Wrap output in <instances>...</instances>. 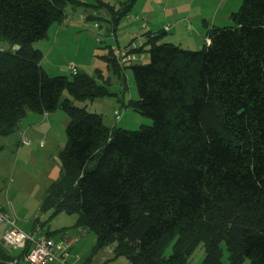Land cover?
I'll list each match as a JSON object with an SVG mask.
<instances>
[{"label":"trees","instance_id":"16d2710c","mask_svg":"<svg viewBox=\"0 0 264 264\" xmlns=\"http://www.w3.org/2000/svg\"><path fill=\"white\" fill-rule=\"evenodd\" d=\"M134 2L0 0V136L27 112L67 114L59 178L40 213L77 214L94 250L113 244L128 264H187L202 244L201 264H223V245L225 264H264V0H241L229 25H205L198 50L161 41L163 30L144 33L130 52L148 61L127 63L138 95L127 105L152 124L127 130L79 105L106 95L95 76H49L34 43L68 7L105 14L115 29ZM44 226L36 219L29 232L53 238ZM9 248L2 239L0 264H28V245Z\"/></svg>","mask_w":264,"mask_h":264},{"label":"rangeland","instance_id":"374dc122","mask_svg":"<svg viewBox=\"0 0 264 264\" xmlns=\"http://www.w3.org/2000/svg\"><path fill=\"white\" fill-rule=\"evenodd\" d=\"M94 4L96 0H80ZM109 6L117 9L121 0H101ZM124 1V0H123ZM167 1L175 0H135L126 16L121 17L115 24V29L108 22L103 14L94 13L93 16H100L101 19L82 18L77 13L81 8H76V14H69V21L66 25L60 27L53 23L48 29L45 38L34 43L36 48L42 53L40 61L43 70L49 76L64 75L71 77V73L66 69L69 63H73L78 72L95 76L99 86H103L106 95L82 102L83 106L89 112L97 113L101 116L104 124L124 128L127 130H137L142 125H151L152 121L134 111L128 106L130 100L137 99V90L133 81V75L128 64L120 74L111 70L107 57L111 56L110 51L114 52L123 49L134 42L133 34L143 32L140 26L146 19L149 22H155L156 29L161 28L159 15L169 10ZM181 4L180 10L194 16L197 20L196 25L191 20L190 28L202 26L205 19H210L215 9H219L217 16L219 26L230 24L228 16L223 15V10L232 6V12H235L241 3V0H178ZM185 5V6H184ZM71 9L68 7V10ZM202 15L201 18L199 16ZM103 16V17H101ZM142 20L138 21L137 17ZM145 17V18H144ZM145 20V21H146ZM64 21V20H63ZM146 21V22H147ZM95 23L99 27H95ZM148 27L150 25L147 22ZM208 25V24H207ZM185 27V26H184ZM205 27V24H204ZM152 29V27H150ZM61 29V34L56 38V31ZM198 29H200L198 27ZM168 30L167 27L164 31ZM115 31V32H114ZM164 34L162 37L163 42ZM52 48V49H51ZM198 50L200 47H193ZM137 56V62L146 63L148 61L147 53H141ZM67 93H62V98ZM123 99V102H122ZM126 105V106H125ZM114 111H118L119 120H114ZM67 114L61 109H56L48 114L47 119L43 120L41 114L28 113L20 122L16 130L8 136H0V204L3 203L7 208L12 205L18 219L17 226L27 230L22 220L34 221L36 219L48 226L49 231L55 232L63 229L69 233V236L81 239L79 244H75L72 264H84L89 258V264H128L123 256H115L113 244L94 250L95 235L93 232L76 233L75 223L77 214L57 213L52 211L40 213L41 200L45 190L59 178L60 162L59 152L66 144V125L68 123ZM41 123L40 125H35ZM25 132V137L29 139V145H22L17 151V142L21 141V133ZM11 207V208H12ZM6 208V209H7ZM10 208V207H9ZM45 226V227H46ZM47 228V229H48ZM3 225L0 224V235ZM222 253V263L227 261L228 253L224 246ZM12 253L19 250L9 248ZM171 252V247L166 248L165 254ZM205 256L204 247L200 244L190 256L187 264H201ZM69 263V261H68ZM243 264H248L245 260Z\"/></svg>","mask_w":264,"mask_h":264},{"label":"crops","instance_id":"0c3cea01","mask_svg":"<svg viewBox=\"0 0 264 264\" xmlns=\"http://www.w3.org/2000/svg\"><path fill=\"white\" fill-rule=\"evenodd\" d=\"M167 2L169 4V10H166L164 14L161 13L159 15V20H160L159 23H161V25H160L161 28L160 29H156L155 28L156 25H157L155 22H149L146 19L145 20L148 22L150 27H152V29L150 27H148L147 22L145 20H144V23L141 24L140 28H141V30H143V32L140 33V35L142 36V42L144 41V39H143V34L144 33H147V32L155 33V32H158L159 30H163V32H164L163 35L164 34L166 35L164 37V40H166V41H164V42H169V43L175 44V45H177V46H179L181 48L192 50V49H195L193 47H201L203 45V43H204V36H203L204 35V24L205 25L208 24L209 26H212V25L219 26L218 20H217V16L219 14V9H215L216 12H214V14L212 16H210L209 20L205 19L203 24H202V26H196L194 28H190L189 23L191 22V20L194 21V19H196V18L194 16L190 15L189 13L186 14L184 12V10L183 11L180 10V8L182 6L181 4H183V3H179L178 0L167 1ZM78 8H81V7H78ZM231 9H232V6H230V8L227 9V10H223V15L229 17V15L233 11ZM74 10L76 11V8H74V7H72V9L67 10V14L65 16L64 21L61 24H58V26L62 27L64 25H66L67 22L69 21V14H71L73 12L76 14V12ZM77 12H79L77 14H79L81 16V19L85 18L87 15H89V12H87L83 8H82V10H78ZM216 13H217V16H216ZM201 17H202V15L199 16V18H201ZM137 19H138V21L142 20V18L139 17V16L137 17ZM197 21H199V20L196 19L194 26L196 25ZM165 27H167L168 30L164 31ZM198 27L200 29H198ZM219 27H221V26H219ZM60 34H61V29L56 31L55 40L58 39ZM135 34H137V33H135ZM133 38H134V34H133ZM161 41H163V40L161 39ZM34 48H36V45H34ZM42 56H43V53H42ZM40 65H41V63H40ZM68 65L66 66V69L69 71ZM122 102H123V99H122ZM115 112L116 111H114V113ZM28 113H30V112H27V114ZM48 114L49 113L41 114L42 117H43V120L47 119ZM37 124L40 125L41 123H36L35 125H37ZM104 125H106L107 127L116 126L115 123H113V126H110V125H107V124H104ZM28 130L29 129H26V131H22V133H21L22 134L21 135V141L19 143L17 142V144H16L17 145L16 146L17 147V151L19 150V148L22 145L23 146L24 145H29V139L24 136L25 132L27 133ZM8 206L10 208L9 207L7 208L5 205H3V203H1L0 204V209L3 212H5L8 216L13 218L15 223H16V225H17V221H18V219L16 218L17 214L14 211V208L12 207V205L8 204ZM22 221L25 223V225H26V227H28V229L27 230H23L22 228H20V227L19 228L22 229L23 231H26V232L31 231L32 230L31 228L33 226V221L32 222L31 221H27V220H22ZM45 226H46V224H45ZM45 228H48V226H46ZM74 230L76 231V233H78L80 231L78 229H74ZM44 231H46V230H44ZM47 231L50 232V233L52 232V231H49V228L47 229ZM82 233L83 232L80 233V238L82 237ZM52 237H53L52 239H54V240H60V239H64V238H74L72 236H69V233L66 230L64 232H62V233H59L57 236L52 235ZM80 242H81V239L79 241L73 242L71 244L70 250H69V258H68L69 263L68 264H72L73 263L72 259H73V256H75V253L73 252V249L75 247V244H76V247H77V244H79ZM0 243H2L1 235H0Z\"/></svg>","mask_w":264,"mask_h":264},{"label":"built area","instance_id":"2783aa9c","mask_svg":"<svg viewBox=\"0 0 264 264\" xmlns=\"http://www.w3.org/2000/svg\"><path fill=\"white\" fill-rule=\"evenodd\" d=\"M95 27H99L95 23ZM134 42L129 46L115 51V58L120 65H125L129 62L136 61V54L130 52L132 49H137L142 43V36L135 34ZM69 72L76 74L77 69L73 63L68 65ZM115 120L120 119L119 112L114 113ZM0 224L3 225L1 238L13 249H23L28 245V253L25 256V261L28 264H68L69 250L73 242L77 238H64L54 240L43 234L41 227H38L34 232H26L20 229L13 218L8 216L0 209Z\"/></svg>","mask_w":264,"mask_h":264}]
</instances>
